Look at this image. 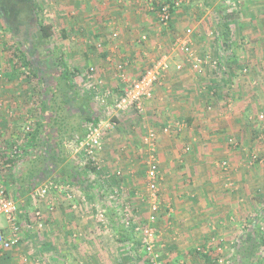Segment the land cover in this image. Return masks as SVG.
Listing matches in <instances>:
<instances>
[{
	"label": "crops",
	"instance_id": "obj_1",
	"mask_svg": "<svg viewBox=\"0 0 264 264\" xmlns=\"http://www.w3.org/2000/svg\"><path fill=\"white\" fill-rule=\"evenodd\" d=\"M75 5L78 11L85 13L83 17H77L75 26L85 27L88 33L82 38L78 32L73 35L71 41L78 47L70 53L78 63L85 61L82 66L86 71L95 69L97 77L103 82V90L113 94L118 91L115 64L126 63L129 77L136 79L160 57L168 56L161 55L145 66V62L154 55L159 56L162 50V44L153 37L158 36V32L149 35L148 40L140 37L142 29H153L149 24L153 14L148 6L130 2L111 5L98 0H76ZM243 9L246 13L244 19L229 21L231 37L227 46L221 41L220 29L216 33L214 45L217 47L214 49L210 48L206 37H191L195 51L220 59L225 63L223 70L194 72L181 53L180 62L168 56L170 69L162 74L155 86L154 97L146 102L144 114L139 116L131 111L119 115L117 130L105 134L103 150L99 155L102 172L96 177L91 170L84 169L80 157L74 155L70 148L75 136L84 135L85 124L81 131L69 132L65 136L64 155H60L56 144L58 128L47 129L40 148L35 152L36 155L43 152L51 161L37 178L41 182L38 188L49 181L58 185L47 199H35L33 192L25 189L21 181L22 176L30 171V165L34 164L27 156L28 150L27 153H20L22 159L16 164L7 162L11 145L22 135L28 116L36 114L34 104L31 100L25 101V96L24 99L16 96L13 85L1 87L0 137L7 151L0 152V171L5 177L9 194L18 202L22 213L19 221L24 229V240L18 248L0 254V264L125 262L123 253H131L135 242L124 246L118 241L123 225L122 212L127 204L133 209L137 202L145 201L140 199L137 191L145 190L144 179L148 171L142 127L154 129L158 137L156 158L163 221L154 226L157 242L159 236L160 239H170V244H165L167 248L184 251L200 246L203 250L210 249L212 245L222 247L230 239V244H235L237 255L242 249L250 247L256 237L259 252H264V163L249 164L251 155L264 156V119L259 120V116L264 115V0H244ZM176 15L179 17L181 12ZM174 21L173 18L169 28L161 29L169 32L176 27ZM241 26L240 32H235L236 27ZM112 33H118L119 38L113 40ZM185 33L175 32L166 40L171 39L173 47L176 39L184 37ZM172 51L176 53L178 50L173 47ZM77 57L84 60L79 61ZM243 58L245 66L240 67L237 63ZM178 64L184 65L181 71L176 69ZM238 66L240 72L244 71L247 76L245 82L237 81L236 86L232 81L239 73L236 71ZM40 70L42 84L36 83L39 95L43 86L56 89L61 81L59 79L51 84L47 70ZM80 73L83 74L82 71ZM79 79L73 82L78 86L76 90L64 89V101L72 115L77 120L81 118V123L90 117L101 119L108 116L110 108L82 94L83 86ZM22 85L16 89L17 95L20 96L23 90L21 96L25 92L31 94L26 91L28 87ZM37 115V120L43 118L40 112ZM44 119L49 123L51 116L47 114ZM178 124L182 126L180 131L176 129ZM166 127L171 130L165 132ZM224 162L228 163L227 168H222ZM74 171L73 177L68 179L66 176ZM119 172L121 175L117 176ZM115 178L121 180L117 182L120 185L116 190L120 196L116 201L109 197L115 189L112 184ZM127 191H130V198L126 197ZM37 213L41 214L38 222ZM243 215L249 219L248 225L241 224ZM99 218H104V222L100 220V223ZM0 222L4 226L7 224L2 216ZM36 223L41 229L35 227ZM226 228L235 229L237 233L245 228L244 240L233 241L228 237ZM35 231L39 240L34 243L32 240L35 238L31 235ZM130 232L135 237L136 234ZM172 236L179 238L174 237L172 241ZM206 242L207 245L204 244ZM263 252L260 264H264ZM181 257H176V263Z\"/></svg>",
	"mask_w": 264,
	"mask_h": 264
},
{
	"label": "rangeland",
	"instance_id": "obj_2",
	"mask_svg": "<svg viewBox=\"0 0 264 264\" xmlns=\"http://www.w3.org/2000/svg\"><path fill=\"white\" fill-rule=\"evenodd\" d=\"M13 1H15L18 4L17 5L18 7L23 6V2H20V0H8L9 6L7 8L11 12V14L14 11V9L11 7L14 4ZM36 1H37V5L39 6V11H38L39 20L45 21L51 24L54 27V31H55V34L52 37L51 43H49L47 46L46 45L41 46V45L36 44L37 43L36 42V29H37L36 21L37 19L27 24H20V25L17 24L18 30L16 32V31H13L12 28L10 27V25L12 24L10 23L9 19L5 17L3 19L1 17L2 13L0 11V89L1 87H5L6 85L8 86L13 85L16 91L15 92L16 96L21 97V99L25 98V101L31 100V102H33L34 105L35 103H37V99L39 98V93H38V89L36 86V83L38 82L32 78V75L28 73V71L25 68H19V69L15 68L14 64H11V66H9L10 65L9 63L12 62L15 54L19 55L20 48L26 51L27 54H30L33 57L32 60L35 64L37 72L40 69H42V72H45L47 70L48 73L46 75L47 77H50V83L53 84L56 82V80L59 81L60 79V72H58V69L55 65V59L58 56H63L65 58L66 63L69 65L71 69L79 68V70H81L83 73L86 72L87 69L83 68L82 66L85 63V61L78 63V60L74 58V55H72L70 51L72 49H77L78 47V45L75 44L74 41H71V38L73 37V35L75 36V33L78 32L79 37L82 38L83 35L85 36L88 33L85 27L75 26L77 17L79 19L80 17H83V15H85L83 10L78 11L75 5L76 0H36ZM98 1L99 3H105L106 1V3H110L111 5L123 4V3L129 4L130 2V4L143 5L146 7L148 6L150 13L153 14L152 17L150 16L149 18L150 19L149 24L152 25L153 29L148 28L147 30H144V31H142L143 30L142 29L141 30L142 33L140 37L142 40H145V39L148 40L149 35L152 36L156 34V32H158L159 35L158 36L154 35L153 37L156 40H159V43L162 44V50H160L161 54L159 56L154 55V57L156 56L155 58L152 57V59H149L147 62H145V66H148L152 60H156L161 55H168L171 57V60L173 59L176 62L177 61L180 62L179 61L180 51L178 50L176 53H173L171 39L170 41H167L169 40L167 39L169 35H172L175 32H178L181 34L182 32H186L187 29H192L193 35H194L193 38L200 39L201 37H206V39H208L209 41L210 48L214 49V47H217L216 45H214V43L216 41L215 38H217L216 33L220 27V24H219L220 18L217 16L216 13L213 12V10L208 9L203 5V0H187L188 2L184 3L182 7L176 10V13L181 12V15L178 17L175 13V16H174L175 21L173 24L176 27L169 30V32H166L165 29L164 30L161 29L165 27H162L156 18H157V9L159 8V6L165 3H169L170 0H104V1L98 0ZM171 1H175V0H171ZM232 1L236 2L237 4L234 10H232V6L229 7L224 2V5L227 8L228 12L230 14H233L234 19H238V20L244 19L246 17V13L243 9L244 0H232ZM154 8L156 10H153ZM151 22H153L154 25L151 24ZM236 28L237 30H235V32L236 31L240 32L243 26L236 27ZM175 29H178V30H175ZM77 36L78 35H76V38ZM161 38H163V40L165 39L164 40L165 42L162 41ZM209 46H207V48H209ZM77 58L79 59V61L84 60L82 57L81 58L77 57ZM240 62L238 61L237 65H240V67L241 66L244 67L245 59L244 60L241 59ZM223 65H225V63H223ZM236 71L237 72L239 71V73L236 75V77L239 79L237 80V78L234 77L235 75L233 73L232 77L234 78L232 82L235 84L237 83V81L239 83L245 82V78L247 74L244 73V71L240 72L239 66ZM20 84H23L24 86L28 87L26 88V91H28V93H31V94H27V92H25V95L21 96L24 92L23 90L20 96L17 95L18 90L16 89L19 87ZM19 92H21V90H19ZM141 130L145 132V134L142 133V136H144L142 140H144L146 136L147 128L142 127ZM249 164H250V160H249ZM88 169L92 170V167H89ZM119 180L120 179L115 178V181H112V184L115 189L112 190L109 197H111L114 194V191L117 189V186L120 185L119 183H117V182H121V180L120 181ZM144 180H145L144 185L146 184L145 190L144 191L140 189L137 190L139 192L140 199H145L144 203L137 202L135 207H133L134 205L132 204V207L134 210L128 204L125 205L129 207L130 209L128 210L129 214H131L132 216L136 215V217L134 218L136 219V223L140 225L147 224L148 217H149V196L148 195H149L150 189L148 185V179L146 178ZM158 188H159V194H161L160 184L158 185ZM129 192L130 191H127V194H128L126 195L127 198H130ZM132 203L134 202L132 201ZM131 210H133L134 212H132ZM137 210L139 212H137ZM162 216L163 215L159 214L156 223H158V221L159 222L163 221ZM242 217H243V220L241 224H243L244 226L248 225L247 222H249V219H246L244 215ZM169 219L171 220V217ZM100 220L103 221L104 218H99V221ZM35 227L38 229H41L38 223L35 224ZM237 229H240V228H237ZM225 231L226 233H228L229 235L228 237L229 238L231 237L233 241L237 239L244 240L245 228L244 230L243 229L240 230V232L238 233L235 231V229L233 230L232 228H226ZM263 233H264V230H263ZM31 236L32 238L33 237L35 238V240H32L34 243L39 240V237L36 231H35V234H32ZM140 237H141L140 234L135 235L134 237L135 240L133 241L135 243L131 247V251H130L131 253H128L127 251L123 253V255H125L123 256L125 257V262L123 261L124 260L123 258L122 260L123 262H121V264H148V257L146 253L144 252V250L142 249L140 242H139ZM174 237L179 238V236H172L171 237L172 241ZM160 238L161 237L159 236L158 238L159 242H156V246H157L156 249L161 257V261L163 264H182V263L238 264L237 260L239 258L237 260L234 258L236 255L235 244H230V239L228 243H226L225 245L223 244L224 246L222 247L219 246L217 248L216 245H212L210 249L203 250V248H201L202 246H200V248L196 247V248H191L190 250L182 251V250H174V249H171L170 247L167 248L165 244L169 243L170 239L166 240V238H162V239ZM161 240L163 241V243H161ZM207 241H209V239ZM175 243H177V241ZM204 244L207 245V242ZM220 244L221 243H219V245ZM262 252L263 250H261V252H258L259 254L256 255V259H260L263 261V257L261 256ZM179 255L182 256L181 257L182 259L177 261L176 263L175 259ZM18 258H20V255ZM28 259L29 257H27V262H28Z\"/></svg>",
	"mask_w": 264,
	"mask_h": 264
},
{
	"label": "built area",
	"instance_id": "obj_3",
	"mask_svg": "<svg viewBox=\"0 0 264 264\" xmlns=\"http://www.w3.org/2000/svg\"><path fill=\"white\" fill-rule=\"evenodd\" d=\"M187 0H175L173 5L165 3L157 9V19L162 27L169 28L174 18V13ZM227 6H232V10L237 5L232 0L225 1ZM155 10V8L153 9ZM193 35L192 29H187L185 36L176 39L174 49L180 51L184 56L186 63L194 72H202L206 69H211L214 72H219L225 67L220 59L215 58L210 54L201 55L197 53L193 47L191 37ZM118 33L112 34V39L117 40ZM183 64L176 65V69L181 71ZM116 78L118 80L117 93H112L109 90H103V82L97 77L95 69L90 68L83 74H79L83 86L82 94L84 96L92 97L97 104L110 108L109 114L106 117H101L98 122L86 121L85 133L81 136H75L70 148L73 154L80 157V162L84 168L92 167V174L96 177L98 173L102 172V165L100 164L99 155L103 150V139L105 134L117 130V117L123 113L134 112L137 115H143L145 112V104L154 97V89L163 73L170 69V59L168 56H162L156 60L151 66L146 68L144 72L136 79H131L127 72L126 63L115 64ZM79 79V80H80ZM35 102V101H34ZM111 107H109L110 105ZM109 105V106H108ZM36 114L29 115L23 127V133L11 145L9 154L10 159H16L21 153L23 144L27 140V136L33 131L38 117V106L34 105ZM264 115L259 116V120H263ZM182 126H176L177 131H180ZM170 127L164 129L169 132ZM157 134L154 129H147L146 136L143 140L144 150L147 153V179L149 185V217L148 223L140 225L136 223L134 216L129 214V207L126 206L122 212L123 222L125 227L140 234V245L148 257V264H163L161 257L157 252V236L155 231V224L161 210L160 194H159V165L156 158L157 150ZM230 142H234L230 140ZM7 151L3 139L0 137V152ZM258 162L264 163V156L253 154L250 157V164L254 165ZM228 163H222V168H227ZM121 173H117L120 176ZM58 185L53 181H49L42 185V187L35 189L32 193L35 199H47L50 193L57 190ZM119 196V191L115 190L111 199L116 201ZM6 220V226L0 222V254L8 253L18 248L23 238V226L19 221V205L18 202L9 194L5 179L0 171V217ZM37 220L41 218V214H36ZM28 228V225L26 226ZM29 229V228H28ZM188 264V263H182Z\"/></svg>",
	"mask_w": 264,
	"mask_h": 264
},
{
	"label": "trees",
	"instance_id": "obj_4",
	"mask_svg": "<svg viewBox=\"0 0 264 264\" xmlns=\"http://www.w3.org/2000/svg\"><path fill=\"white\" fill-rule=\"evenodd\" d=\"M20 2H23V6L18 7V4L13 1L14 4L11 7L14 9V11L11 14V12L7 8L9 6L8 0H0V11L2 13L1 17L3 19L4 17L8 18L10 23L12 24L10 25V27L13 31L16 32L18 30L17 24H27L37 19L36 28L38 30L36 32V44L47 46L49 43H51L52 37L55 34L54 27L45 21L39 20V6L37 5L36 0H20ZM173 2L174 1L171 0L169 1L171 5L174 4ZM224 2L225 0H203V5L206 8L213 10V12L216 13L220 18V38L223 45L227 46L231 37V27L229 25V21L233 18V14H230L228 12L227 8L224 5ZM32 58L33 57L30 54H27L26 51L20 48L19 55L15 54L12 62L9 63V66H11V64H14L15 68H25L28 73L32 75V78L36 80L39 85H41L42 78H40ZM55 65L60 70V82L62 83L60 84L59 82L57 88H54L55 90L53 89V87L48 88L43 86L41 88L42 92L39 95L36 104L38 106V111L40 112V115L42 114L41 117L43 118H40L41 120L36 121L33 131L27 136L25 145L21 149L22 154H24L25 152L27 153L26 150H28L29 153H27V156L29 158L31 157L30 162L34 163L33 165H30V171H27L25 175L22 176V179L20 178L24 185V188L29 192H33L38 188L41 182L37 181V178L42 173H44V169L51 164L50 159L45 154H43V152L39 155L35 154V152L38 151L42 144V140L44 139L43 137L46 130L48 129L52 131L53 128H58L57 134L59 139L56 144L58 146L60 155H64L63 141L66 138L65 136L69 134V132L75 133L81 131L82 126H84L83 124H85L81 123V118L77 120V118L72 115V111L69 105L66 101H64V99L66 98L67 90L74 91L78 88L77 84H73V82L80 78L79 74L81 71L78 69H71L66 63L63 56L56 57ZM64 89H66V91H64ZM49 110H51V113L49 112ZM47 114H49L52 119H50L49 123L46 119H44V116L46 117ZM51 114H53V116L55 115V118ZM86 121L98 122L99 119L90 117L86 119ZM33 152L35 155H33ZM32 156L36 157L32 158ZM21 159L22 156H18V158L16 159H8L7 162L14 165ZM76 169L77 168H75V171ZM75 171L72 175L66 177H68V179H71L75 174ZM19 217H22V213L20 212V210ZM122 224L123 225H121L118 233V241L124 246H130V244L135 240L134 235L125 227L124 222ZM253 240L254 241L252 242L250 247L244 248L242 249V251H239L237 253V258L240 257L239 264H260V259H256V255L259 252V246L256 237H254Z\"/></svg>",
	"mask_w": 264,
	"mask_h": 264
},
{
	"label": "flooded vegetation",
	"instance_id": "obj_5",
	"mask_svg": "<svg viewBox=\"0 0 264 264\" xmlns=\"http://www.w3.org/2000/svg\"><path fill=\"white\" fill-rule=\"evenodd\" d=\"M38 29H36V32H37Z\"/></svg>",
	"mask_w": 264,
	"mask_h": 264
}]
</instances>
